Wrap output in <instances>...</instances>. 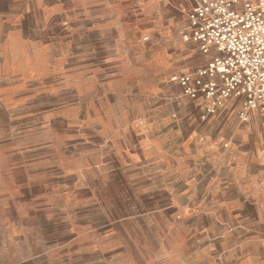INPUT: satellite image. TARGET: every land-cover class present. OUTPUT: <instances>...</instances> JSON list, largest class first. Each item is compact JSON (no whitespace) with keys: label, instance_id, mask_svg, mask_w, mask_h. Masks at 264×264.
Wrapping results in <instances>:
<instances>
[{"label":"rangeland","instance_id":"obj_1","mask_svg":"<svg viewBox=\"0 0 264 264\" xmlns=\"http://www.w3.org/2000/svg\"><path fill=\"white\" fill-rule=\"evenodd\" d=\"M187 1L111 0L106 30L74 0H0V264H264V182L206 191L220 114L170 81L205 66Z\"/></svg>","mask_w":264,"mask_h":264},{"label":"built area","instance_id":"obj_2","mask_svg":"<svg viewBox=\"0 0 264 264\" xmlns=\"http://www.w3.org/2000/svg\"><path fill=\"white\" fill-rule=\"evenodd\" d=\"M185 16L189 31L184 40L203 53L212 47L217 53L204 67L170 81L191 99L209 101L203 120L225 99L244 97V108L259 109L264 124V8L258 0H191Z\"/></svg>","mask_w":264,"mask_h":264},{"label":"crops","instance_id":"obj_3","mask_svg":"<svg viewBox=\"0 0 264 264\" xmlns=\"http://www.w3.org/2000/svg\"><path fill=\"white\" fill-rule=\"evenodd\" d=\"M135 1L148 2L149 0ZM150 1L146 4V9L154 7L155 0ZM74 2H77L78 9L89 10L90 15H95V19L91 23L96 25L103 23L106 30L111 27L112 24L108 19L113 15L111 0H74ZM115 6L123 9L129 7L126 2H121ZM101 12H104L103 20L96 17ZM192 44L197 46L200 52L199 58L194 63L206 65L217 53L213 47L208 53H203L195 42ZM197 65L191 64V67L195 68ZM197 108L198 106L194 109L197 110ZM217 111L220 114L219 118L209 120L201 125L207 135L201 140V148L199 149L201 159L206 160L202 166L206 170L201 171V175H204L202 176L204 180L201 183H203L206 191L221 193L231 189L243 192L245 187L235 186V182H233V177L243 174H247L248 177L252 176L254 184H257V181L264 182V144H257L260 131L264 134V124L259 109L244 108V97H229L223 101ZM241 112H243V116H240ZM222 175L227 177L226 180L220 178ZM247 190L256 192L257 185L252 186V188L247 187ZM260 191L264 192V187L261 186ZM226 201L224 200L223 203L224 208L228 206ZM247 201H252L251 197ZM227 234L236 235L235 232L231 231Z\"/></svg>","mask_w":264,"mask_h":264},{"label":"bare ground","instance_id":"obj_4","mask_svg":"<svg viewBox=\"0 0 264 264\" xmlns=\"http://www.w3.org/2000/svg\"><path fill=\"white\" fill-rule=\"evenodd\" d=\"M258 3L264 8V0H258Z\"/></svg>","mask_w":264,"mask_h":264}]
</instances>
